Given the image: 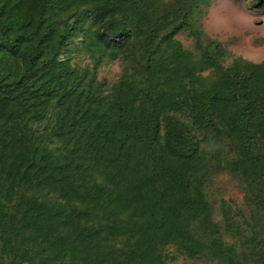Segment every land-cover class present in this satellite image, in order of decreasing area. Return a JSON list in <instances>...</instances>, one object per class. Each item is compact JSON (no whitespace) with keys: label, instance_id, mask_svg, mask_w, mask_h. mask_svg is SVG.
<instances>
[{"label":"trees","instance_id":"trees-1","mask_svg":"<svg viewBox=\"0 0 264 264\" xmlns=\"http://www.w3.org/2000/svg\"><path fill=\"white\" fill-rule=\"evenodd\" d=\"M210 2L0 0V264H264V63L223 65ZM78 40L91 68L60 57ZM103 54L128 64L109 90ZM222 172L231 243L202 192Z\"/></svg>","mask_w":264,"mask_h":264},{"label":"rangeland","instance_id":"rangeland-1","mask_svg":"<svg viewBox=\"0 0 264 264\" xmlns=\"http://www.w3.org/2000/svg\"><path fill=\"white\" fill-rule=\"evenodd\" d=\"M212 4L213 0H211L207 12L200 18L201 30L205 37L220 44L225 49L226 57L223 59V65L228 66L230 65L234 57L240 55L239 49L237 47H234V45H237L240 42V38L236 37L232 40L222 41L210 34L206 26L209 23L208 12ZM252 8L254 10H260L262 13H264V8L262 6H258L255 0H252ZM175 39L181 43L184 49L191 52L194 51V42L193 39L188 36V31H182L178 33L175 36ZM254 43L256 45L264 46V39L256 40L254 41ZM74 45H76V48H73L72 46L69 48V51L62 50L60 57L70 58L71 65L76 66L79 69H82L84 67L91 68L93 61L89 55L90 51L82 45L81 40H78V42H76ZM107 56L108 54H103L101 56V63L97 70V80L105 81V88L109 90L117 84L122 76L129 75V72L128 64L123 61H119L120 70L116 71L115 66L113 65V62L116 60L110 61ZM204 73H207V71H205ZM205 181L206 182L203 186L202 192L204 194L205 200L210 205V211L212 214L211 219L219 227L220 233L222 234V239H224V241H226L227 243H231L224 233L223 216L220 213V210L222 205H224V207H231L232 211L235 213L243 212V191L237 179L228 172L211 174ZM239 209L243 211H240ZM196 226H199V223ZM190 230L198 239H201L202 243L205 246H208L209 243H211L214 239V237L210 235H208L209 237L204 238L200 230L196 227H191ZM116 244L117 247L121 245V243L118 242ZM122 248L126 249V245L123 244ZM167 264H217V262H215V260H211V256L209 255V252H207L206 257L200 259V261H191L179 257L175 261L168 262Z\"/></svg>","mask_w":264,"mask_h":264},{"label":"clouds","instance_id":"clouds-1","mask_svg":"<svg viewBox=\"0 0 264 264\" xmlns=\"http://www.w3.org/2000/svg\"><path fill=\"white\" fill-rule=\"evenodd\" d=\"M207 30L222 41L239 37L234 47L240 55L233 58L243 62L264 63V46L254 41L264 39V13L252 8V0H213L208 12ZM119 60L113 62L116 71L120 70Z\"/></svg>","mask_w":264,"mask_h":264}]
</instances>
